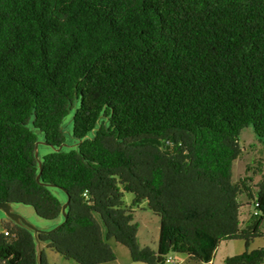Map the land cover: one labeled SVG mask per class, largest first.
<instances>
[{
	"label": "trees",
	"instance_id": "16d2710c",
	"mask_svg": "<svg viewBox=\"0 0 264 264\" xmlns=\"http://www.w3.org/2000/svg\"><path fill=\"white\" fill-rule=\"evenodd\" d=\"M73 111L79 144L62 152ZM249 128L264 144V0H0V207L64 215L52 233L4 225L0 264H49L47 250L111 264L112 240L134 262L210 264L250 243L264 175L233 181ZM36 133L54 150L40 163ZM137 210L160 219L156 250ZM225 264H264V249Z\"/></svg>",
	"mask_w": 264,
	"mask_h": 264
},
{
	"label": "rangeland",
	"instance_id": "374dc122",
	"mask_svg": "<svg viewBox=\"0 0 264 264\" xmlns=\"http://www.w3.org/2000/svg\"><path fill=\"white\" fill-rule=\"evenodd\" d=\"M73 117L74 111L63 122L62 130L65 137V144L62 146V152H70L76 150L78 141L73 137ZM37 147H36V159L40 161L47 155L54 152L52 148L47 146L44 141V136L41 133H36ZM94 133L89 137L92 138ZM239 143L241 146L242 154L239 160L234 163L233 168V181H237L240 176L245 173L246 167H252L251 177L258 182L264 175V144L255 136L253 129H245L241 132L239 137ZM52 194L63 204V207L67 206L68 198L64 191L57 188H50ZM133 195L126 194L125 202L131 204ZM241 203L243 207L241 209V220L245 223L249 219L250 207L247 205V201L242 199ZM64 221V215L60 217L58 221H46L40 219L30 207L22 205H10L9 207H0V233L4 231V225L11 224L14 226H20L28 229L37 235L40 232L52 233L55 231ZM135 223L138 225V241L141 247H148L152 250L157 249V243L160 230V219L155 216L151 211H138L135 218ZM262 236L253 239L250 243H246L244 240H233L223 242L219 246L215 257L214 264H225V260L238 256L245 252H251L254 250L264 249V223L261 228ZM109 246L116 255V261L111 264H144L141 262H134L131 258L129 250L114 240L109 242ZM47 257L49 264H76L72 260H67L63 256L47 250ZM173 261L179 264H202L190 261L186 256L172 255Z\"/></svg>",
	"mask_w": 264,
	"mask_h": 264
},
{
	"label": "built area",
	"instance_id": "2783aa9c",
	"mask_svg": "<svg viewBox=\"0 0 264 264\" xmlns=\"http://www.w3.org/2000/svg\"><path fill=\"white\" fill-rule=\"evenodd\" d=\"M167 264H178L176 261H173L171 259H168L167 260Z\"/></svg>",
	"mask_w": 264,
	"mask_h": 264
},
{
	"label": "crops",
	"instance_id": "0c3cea01",
	"mask_svg": "<svg viewBox=\"0 0 264 264\" xmlns=\"http://www.w3.org/2000/svg\"><path fill=\"white\" fill-rule=\"evenodd\" d=\"M66 208V207H65ZM11 225V224H10ZM11 226H13V225H11ZM48 258V257H47ZM211 264H214V259H213V261H212V263Z\"/></svg>",
	"mask_w": 264,
	"mask_h": 264
},
{
	"label": "clouds",
	"instance_id": "9594fccd",
	"mask_svg": "<svg viewBox=\"0 0 264 264\" xmlns=\"http://www.w3.org/2000/svg\"><path fill=\"white\" fill-rule=\"evenodd\" d=\"M211 263H212V262H211ZM211 263H210V264H211ZM178 264H179V263H178Z\"/></svg>",
	"mask_w": 264,
	"mask_h": 264
}]
</instances>
